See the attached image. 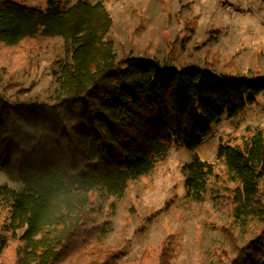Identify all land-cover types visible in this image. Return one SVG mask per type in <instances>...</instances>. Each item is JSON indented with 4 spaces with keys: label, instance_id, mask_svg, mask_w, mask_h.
<instances>
[{
    "label": "trees",
    "instance_id": "obj_1",
    "mask_svg": "<svg viewBox=\"0 0 264 264\" xmlns=\"http://www.w3.org/2000/svg\"><path fill=\"white\" fill-rule=\"evenodd\" d=\"M46 2L0 0V60L22 61L55 38L67 50L45 99L0 92V172L22 187L0 185L11 204L0 219V264H174L173 234L122 261L125 245L101 238L110 226L101 194L119 196L150 176L173 146L198 149L224 115L238 117L264 93V75L119 56L103 2ZM216 165L233 215L264 221V128L220 138L215 162H185V195L203 200ZM224 264H264V226Z\"/></svg>",
    "mask_w": 264,
    "mask_h": 264
},
{
    "label": "rangeland",
    "instance_id": "obj_2",
    "mask_svg": "<svg viewBox=\"0 0 264 264\" xmlns=\"http://www.w3.org/2000/svg\"><path fill=\"white\" fill-rule=\"evenodd\" d=\"M19 1L47 6L46 0ZM88 1L103 2L109 12V38L119 56L153 58L178 69L196 64L216 74L264 75V0ZM66 55L64 42L55 38L41 53L22 61L0 60V92L19 100L45 99L56 86L54 72ZM257 127L264 128V93L238 117L224 115L195 151L173 146L150 176L130 181L121 195L96 193L110 219L102 240L125 245L123 261L139 257L148 244L157 246L173 234L174 264L226 263L264 221L253 223L233 215L222 196L230 185L225 183L222 165H216L217 176L209 178L203 200L185 195L181 167L194 156L215 162L220 138L238 142ZM0 185L22 188L2 172ZM10 208L8 198L0 194V219Z\"/></svg>",
    "mask_w": 264,
    "mask_h": 264
}]
</instances>
